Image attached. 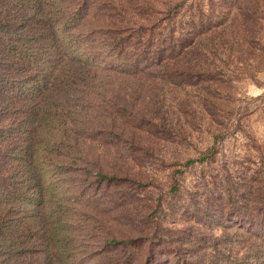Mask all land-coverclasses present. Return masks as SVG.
I'll return each instance as SVG.
<instances>
[{
	"label": "trees",
	"instance_id": "obj_1",
	"mask_svg": "<svg viewBox=\"0 0 264 264\" xmlns=\"http://www.w3.org/2000/svg\"><path fill=\"white\" fill-rule=\"evenodd\" d=\"M167 1L0 0V264H264L257 141L256 170L239 184L246 193L230 198L235 216L211 201L237 225L214 257L154 231L147 257L133 259L142 239L113 235L115 220L98 215L112 200L89 193L130 177L118 169L119 145L177 131L174 119L199 107L181 86L206 66L193 56L209 52L208 20L200 1L184 13L187 0ZM226 131L186 165L215 158Z\"/></svg>",
	"mask_w": 264,
	"mask_h": 264
},
{
	"label": "rangeland",
	"instance_id": "obj_2",
	"mask_svg": "<svg viewBox=\"0 0 264 264\" xmlns=\"http://www.w3.org/2000/svg\"><path fill=\"white\" fill-rule=\"evenodd\" d=\"M199 1L203 9L198 8V14H206L208 20L203 43L209 52L193 56L206 66L195 72L189 87L181 86V96L191 94L199 107L174 119L177 131L143 135L136 147L119 145L118 169L130 177L119 184L93 185L89 191L112 200L113 207L101 208L98 215L115 220L113 235L119 240L142 239L130 251L139 262L148 255L154 231L216 256L215 244L224 246V231L236 224L228 216H235L230 198L244 196L246 189L239 184H246L256 170L252 145L264 144V0H196L195 4ZM172 6L181 10L180 1H172ZM218 122L228 123L229 129L216 131ZM224 131L215 158L186 165L202 157ZM218 199L228 207V214L213 207L211 201ZM183 225L185 232L180 231Z\"/></svg>",
	"mask_w": 264,
	"mask_h": 264
}]
</instances>
